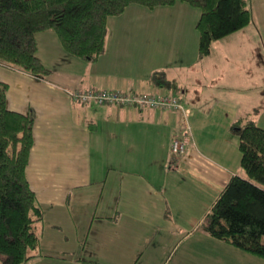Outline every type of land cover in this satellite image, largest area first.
I'll return each mask as SVG.
<instances>
[{
  "label": "crops",
  "instance_id": "crops-1",
  "mask_svg": "<svg viewBox=\"0 0 264 264\" xmlns=\"http://www.w3.org/2000/svg\"><path fill=\"white\" fill-rule=\"evenodd\" d=\"M128 10L107 20L94 61L57 51L56 34L43 30L35 40L51 70L46 78L0 62L8 108L35 119L26 177L42 218L22 264H230L219 255L235 249L201 223L229 179L243 176L233 125L264 128V24L225 37L235 43L238 35L236 48L226 42L216 50L213 41L200 57L198 13L179 3ZM136 31L148 33L149 50L138 52ZM158 56L164 64L151 66ZM157 71L175 87L155 86ZM190 75L189 83L179 79ZM89 87L173 94L188 109L186 121L179 111L80 102L66 92ZM185 124L192 142L174 155L171 140Z\"/></svg>",
  "mask_w": 264,
  "mask_h": 264
},
{
  "label": "trees",
  "instance_id": "trees-1",
  "mask_svg": "<svg viewBox=\"0 0 264 264\" xmlns=\"http://www.w3.org/2000/svg\"><path fill=\"white\" fill-rule=\"evenodd\" d=\"M185 3L200 11L196 23L198 54L212 42L254 21L249 0H0V62L36 78L51 70L36 54L35 34L52 30L68 55L94 61L103 51L107 20L131 4L150 10ZM157 87L172 89L165 73L152 75ZM8 84L0 80V260L22 264L38 244L35 223L41 206L26 177L33 145L34 114L7 106ZM107 104V103H106ZM115 105V104H114ZM240 167L205 214L203 231L248 254L264 258V128L237 121Z\"/></svg>",
  "mask_w": 264,
  "mask_h": 264
},
{
  "label": "built area",
  "instance_id": "built-area-1",
  "mask_svg": "<svg viewBox=\"0 0 264 264\" xmlns=\"http://www.w3.org/2000/svg\"><path fill=\"white\" fill-rule=\"evenodd\" d=\"M66 92L71 98L80 102L92 101L99 104L107 103L126 107H149L158 110L179 111L185 121L188 112L178 97L170 94H147L131 90H101L94 87L83 90H67ZM185 125L180 135L171 140L170 148L174 155L184 152L187 145L192 142L189 126Z\"/></svg>",
  "mask_w": 264,
  "mask_h": 264
},
{
  "label": "rangeland",
  "instance_id": "rangeland-1",
  "mask_svg": "<svg viewBox=\"0 0 264 264\" xmlns=\"http://www.w3.org/2000/svg\"><path fill=\"white\" fill-rule=\"evenodd\" d=\"M179 3V5H184V6H186V7H188L189 9H191L192 11H194V12H196V13H200V11L198 10V9H196V8H192V7H190V6H188L187 4H185V3H181V2H177L176 4H178ZM249 4H250V6H251V10H252V12H253V16H254V23L256 24H251V25H249L247 28H245V30H243L244 32H251V33H258V31L254 28L255 26H257V27H259L261 30H262V28H261V25H260V23H262V24H264V0H249ZM138 4H131V6H137ZM131 6H129V7H131ZM138 6H140L144 11H146V12H148V11H150V9H148V8H146V7H144V6H141V5H138ZM157 9H160V10H168L169 9V6H160V7H156ZM156 8H154V9H156ZM126 10H128V7L126 8ZM129 12L131 11V8H129V10H128ZM122 15H124V14H121V15H117V16H111V17H109L110 18V20L109 21H117V20H115V19H117L116 17H118V16H122ZM174 15V14H173ZM171 16V15H170ZM184 16H186V15H184ZM257 17H261V19L260 18H257ZM108 18V19H109ZM258 24V25H257ZM160 27H162V25H160ZM52 31V30H51ZM133 31V29H129L128 30V32L130 33V32H132ZM161 29L160 30H158L157 31V33H159V34H161ZM195 31V30H194ZM137 32V31H136ZM196 32V31H195ZM137 33H139V38H140V41L138 42V45L136 46V49L137 50H139L138 52H142L141 50H149V44H147L148 42L147 41H149V39H146V35L148 34L147 32H137ZM231 38L233 37V36H230ZM239 36L238 35H236V38H235V43L233 42V41H231V38H227V39H225L224 38V40H222V39H218V40H215V44H213V47H214V49H219V50H221L222 49V46H223V44L224 43H226L227 42V45H225L226 47H229V48H236L237 46H238V38ZM258 38H260L259 37V34H258ZM192 40H193V38L191 37V39L189 40V42H192ZM57 41H59V40H57ZM217 41V42H216ZM50 42V41H49ZM160 43H162V42H159V43H156V45L157 44H160ZM53 44L50 42V46H52ZM60 45V44H59ZM146 45L148 46V47H146ZM59 47H61V45L59 46ZM59 49H62V48H58V46H57V51L59 50ZM151 49H152V51H153V53L155 52V51H157L158 49L159 50H161L162 49V47H154V46H152L151 45ZM41 52H43V50H40ZM61 51H63V49L61 50ZM65 53V52H64ZM66 54V53H65ZM73 57V56H72ZM167 61V60H166ZM165 61V62H166ZM159 62H162L163 64H164V60H163V57L162 58H160L159 56H158V58L156 57L155 58V62L151 65V66H153V65H155V64H159ZM198 64H200V62H198ZM191 70V69H190ZM146 73H148V72H146ZM184 73V72H183ZM179 79H181L182 81H185V82H187V83H189V82H191L190 80H191V75H190V77L189 78H186V77H184V76H180L179 77ZM179 95V94H178ZM181 113V112H180ZM242 174L243 175H245V173L243 172V170H242ZM211 237V236H210ZM212 239H215L216 241H217V239L216 238H212ZM184 247V246H183ZM230 247H232L233 249H235V250H233V252L231 253H229V252H225V250H223V254H221V255H219L220 257H224V258H228L229 259V262H230V264H264V258H261V257H258V256H254V255H251V254H248V253H246V252H243V251H241V250H239V249H237V248H235L234 246H230ZM231 256V257H230Z\"/></svg>",
  "mask_w": 264,
  "mask_h": 264
}]
</instances>
